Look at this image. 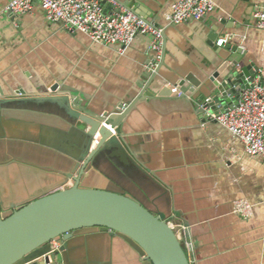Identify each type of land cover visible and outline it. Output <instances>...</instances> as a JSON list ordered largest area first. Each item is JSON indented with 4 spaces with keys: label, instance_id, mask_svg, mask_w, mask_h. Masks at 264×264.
Here are the masks:
<instances>
[{
    "label": "crops",
    "instance_id": "0c3cea01",
    "mask_svg": "<svg viewBox=\"0 0 264 264\" xmlns=\"http://www.w3.org/2000/svg\"><path fill=\"white\" fill-rule=\"evenodd\" d=\"M117 1L163 30L159 78L168 95L139 102L118 136L129 153L106 143L93 167L90 128L44 91L74 89L85 97L78 96L79 106L100 116L126 108L143 71H152L150 38L106 46L51 24L40 7L13 15L5 12L10 0H0L2 215L80 178L87 188L131 194L152 213L180 222L191 264H264V157L248 155L230 131L199 113L211 85L215 35V48L226 39L243 50L250 72L264 70V31L254 17L264 0H215L213 13L177 26L168 24L175 0ZM173 77L196 81L194 92L182 97ZM243 199L253 205L250 218L234 213ZM61 247L56 264H150L133 244L98 229L78 231Z\"/></svg>",
    "mask_w": 264,
    "mask_h": 264
},
{
    "label": "water",
    "instance_id": "95a60500",
    "mask_svg": "<svg viewBox=\"0 0 264 264\" xmlns=\"http://www.w3.org/2000/svg\"><path fill=\"white\" fill-rule=\"evenodd\" d=\"M105 6L109 7L107 3ZM126 8L138 14L131 7ZM216 38L217 35L212 37L214 40L211 39L214 42L213 51L207 70L211 71V85L208 93L204 94L205 99L210 100L205 108L214 113L219 112L218 106L223 111L234 107L241 93L251 88L256 76L255 72H250L249 67L244 65L245 54L241 48L228 43L215 48ZM155 59L156 53L149 65L153 66ZM162 64L153 72L143 71L141 82H137L140 92L132 90L129 93L125 113L120 112L123 105H117L110 114L96 115L92 108L83 104L79 106L78 91L67 87L58 91L59 86L45 89L46 98H54L72 119L90 128L91 138L100 133L101 141L90 152L87 165L91 163L93 167L98 166L99 153L106 143H109L106 149L116 148L119 151L117 154L129 153L124 148L123 140L118 137L122 133V123L130 111L146 97L168 95L164 89L166 84L159 78ZM172 80L171 85L180 87L182 97L193 93V85L197 84L188 77L185 81L176 77ZM80 97L85 99L82 95ZM204 101H200V104ZM205 112V109L200 108V114L204 115ZM106 125H110L117 135H113ZM66 177L73 178L71 174ZM10 211L9 215L3 216V207L0 209V264H49L47 254L50 252L51 241L62 240L64 244L74 233L86 229H98L99 232L122 237L133 244L150 264H191L182 242L169 225L181 226L180 222L169 221L161 214L152 213L131 194L87 188L80 178H75L70 188L49 192L25 205L13 206ZM184 234L187 236L188 231ZM64 249L61 247L51 255V260L57 262Z\"/></svg>",
    "mask_w": 264,
    "mask_h": 264
},
{
    "label": "built area",
    "instance_id": "2783aa9c",
    "mask_svg": "<svg viewBox=\"0 0 264 264\" xmlns=\"http://www.w3.org/2000/svg\"><path fill=\"white\" fill-rule=\"evenodd\" d=\"M105 3L109 5L108 8ZM36 7L42 9L51 24H63L66 30L80 33L106 46L128 45L139 36L148 37L151 49L156 53L152 71L163 62L165 46L163 30L149 24L135 13L123 9L117 0H10L5 12L26 15L33 13ZM215 9V0H175L171 5L168 24L177 26L188 21H200ZM254 17L256 28L264 31V5L257 6ZM226 43V39H220L216 45L222 47ZM209 101L205 100L200 106L206 110L204 114L206 119L230 131L236 140L243 143L248 155L264 157V70L257 71L251 88L244 90L237 105L227 111L211 113L205 108ZM126 110L127 107H122L120 112L124 113ZM106 127L113 135H117L110 125ZM100 141V133H97L93 138L92 149L97 147ZM234 213L250 218L253 215V205L248 200H239L234 205ZM169 225L179 241L183 242L182 226L172 223ZM61 246V240L50 242V252L47 254L49 264H56L51 260V255L59 251Z\"/></svg>",
    "mask_w": 264,
    "mask_h": 264
}]
</instances>
